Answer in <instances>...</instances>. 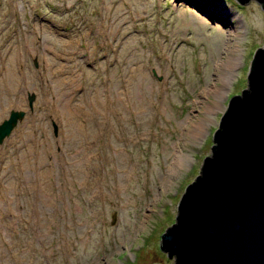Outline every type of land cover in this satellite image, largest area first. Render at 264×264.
<instances>
[{
  "label": "rangeland",
  "instance_id": "rangeland-1",
  "mask_svg": "<svg viewBox=\"0 0 264 264\" xmlns=\"http://www.w3.org/2000/svg\"><path fill=\"white\" fill-rule=\"evenodd\" d=\"M263 45L259 0H0V124L27 110L0 144V264H175L161 236Z\"/></svg>",
  "mask_w": 264,
  "mask_h": 264
},
{
  "label": "water",
  "instance_id": "water-1",
  "mask_svg": "<svg viewBox=\"0 0 264 264\" xmlns=\"http://www.w3.org/2000/svg\"><path fill=\"white\" fill-rule=\"evenodd\" d=\"M35 98L28 93L30 110ZM26 111H10L0 124V143ZM213 140L160 246L175 264H264V45L251 61L248 86L230 98Z\"/></svg>",
  "mask_w": 264,
  "mask_h": 264
},
{
  "label": "bare ground",
  "instance_id": "bare-ground-1",
  "mask_svg": "<svg viewBox=\"0 0 264 264\" xmlns=\"http://www.w3.org/2000/svg\"><path fill=\"white\" fill-rule=\"evenodd\" d=\"M230 29H231L229 31L230 37H233L234 35L240 34L239 27L231 26ZM238 46H239L238 44H235L231 52H229L230 46H227L226 47V54H225L226 57L220 58L217 60V64H220V68H221V72L219 73V83H214L213 85H211L212 88L209 89V90H212L215 92L216 99L214 100V105H215V103H218V100L221 97L220 92L224 88L225 84L228 82L232 69L235 68L237 63H238V55L232 53L238 49ZM6 73L8 76H12V70L11 69L9 71H7ZM210 106H213V104H210ZM201 127H202L201 123H199L195 127L194 132H196V133L199 132L201 130ZM1 143H4V142H1Z\"/></svg>",
  "mask_w": 264,
  "mask_h": 264
}]
</instances>
